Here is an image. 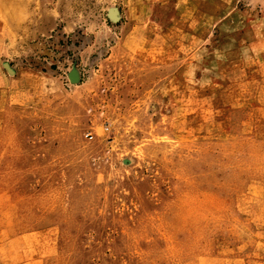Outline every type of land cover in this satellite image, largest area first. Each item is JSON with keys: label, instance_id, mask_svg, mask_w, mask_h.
<instances>
[{"label": "rangeland", "instance_id": "374dc122", "mask_svg": "<svg viewBox=\"0 0 264 264\" xmlns=\"http://www.w3.org/2000/svg\"><path fill=\"white\" fill-rule=\"evenodd\" d=\"M0 264H264V0H0Z\"/></svg>", "mask_w": 264, "mask_h": 264}, {"label": "built area", "instance_id": "2783aa9c", "mask_svg": "<svg viewBox=\"0 0 264 264\" xmlns=\"http://www.w3.org/2000/svg\"><path fill=\"white\" fill-rule=\"evenodd\" d=\"M108 128H109V125L106 126V129H108ZM86 136H88L90 138H93L94 135H93V133L91 131H89V132L86 133Z\"/></svg>", "mask_w": 264, "mask_h": 264}, {"label": "water", "instance_id": "95a60500", "mask_svg": "<svg viewBox=\"0 0 264 264\" xmlns=\"http://www.w3.org/2000/svg\"><path fill=\"white\" fill-rule=\"evenodd\" d=\"M73 77H74V79H76L77 77H76V75H73Z\"/></svg>", "mask_w": 264, "mask_h": 264}]
</instances>
